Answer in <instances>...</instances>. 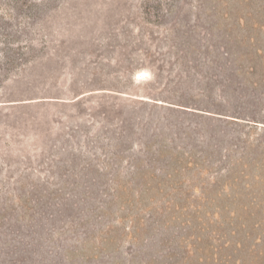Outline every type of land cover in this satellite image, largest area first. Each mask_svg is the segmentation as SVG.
<instances>
[{
    "label": "rangeland",
    "instance_id": "obj_1",
    "mask_svg": "<svg viewBox=\"0 0 264 264\" xmlns=\"http://www.w3.org/2000/svg\"><path fill=\"white\" fill-rule=\"evenodd\" d=\"M0 264H264V0H0Z\"/></svg>",
    "mask_w": 264,
    "mask_h": 264
}]
</instances>
